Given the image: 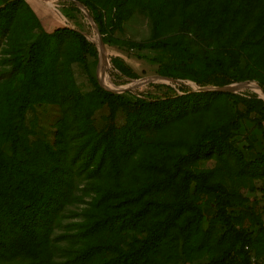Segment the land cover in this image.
Wrapping results in <instances>:
<instances>
[{"label": "rangeland", "instance_id": "1", "mask_svg": "<svg viewBox=\"0 0 264 264\" xmlns=\"http://www.w3.org/2000/svg\"><path fill=\"white\" fill-rule=\"evenodd\" d=\"M89 1L104 35L79 0H0V159L42 170L53 156L62 167L0 216V264H48L91 246V264H210L225 251L242 260L217 192L176 164L224 188L232 226L264 264V0ZM202 58L222 69L207 72ZM89 135L109 138L115 154L102 143L87 162Z\"/></svg>", "mask_w": 264, "mask_h": 264}, {"label": "trees", "instance_id": "2", "mask_svg": "<svg viewBox=\"0 0 264 264\" xmlns=\"http://www.w3.org/2000/svg\"><path fill=\"white\" fill-rule=\"evenodd\" d=\"M192 0H182V6L186 7L191 3ZM90 12L94 23L97 25L100 34H105V24L104 17L101 10L89 0H79ZM68 33L75 38L80 50L88 51L89 46L91 45L86 38L80 34L79 32L68 29ZM56 38V36H53ZM142 45H139L141 47ZM153 47L165 48L167 44L165 43H156ZM32 55L31 61L33 66H36L40 62L39 55L36 52V44L33 43L32 46ZM201 63L207 70V72L214 73L216 70L222 69V60L214 59L213 61H209L208 59L202 58ZM197 83H200L199 80H196ZM245 83V82H243ZM102 91L101 89H99ZM103 92V91H102ZM215 94L223 95L228 94L223 91H212ZM195 92H190L188 95H192ZM172 112H164L161 116V119L167 120L170 116L172 117ZM158 120H155V125ZM151 125V122L146 120L143 121L139 126L140 129L143 127L148 128ZM60 141L63 142L60 137ZM110 141L109 138H102L100 136L89 135L85 140L82 141V144L79 147V152L84 151L87 156V162H92L94 157L96 156V151L101 147L102 143H105V147L107 151L114 155L116 152L115 146ZM55 153L51 150L50 154L53 155ZM106 151L102 152V160H98L96 168L92 171L93 174L98 175L102 163L104 162V155ZM175 169L181 173L182 179L185 178H193L196 179L199 187L203 189H212L217 192L218 196L221 199V204L218 209L219 215L223 219V222L228 227V229L232 232V235L235 238L236 242H240V248L244 251V258L239 261L230 260L228 258V252H223L222 255L218 256L214 260L211 261L210 264H253L251 261V256L249 255L247 249V244L250 243V239L246 236L245 233L236 230L231 222L230 218L227 215L223 201L224 198L222 193L224 192V188L220 187L217 184H207L205 176L201 173L196 174L189 170H185L181 168L178 164L175 165ZM62 170L61 164L58 160H53V156L49 158L48 165L42 169L32 168L25 159H11V158H2L0 159V216H10V214L14 213V210L17 206H13L11 201L14 197L18 196L20 193L31 194V196L35 197L36 195H40L43 192L44 185L46 187V182L52 183L60 174ZM43 185H42V183ZM58 203V205H56ZM60 200H56L51 202L49 209L51 212L55 211L59 207ZM2 213V214H1ZM53 214H50V218L52 219ZM5 244L0 240V253L4 250ZM99 247L91 246L85 249H80L75 252L71 256H67L65 260L62 261H54L51 262L50 259L47 260L48 264H91L92 259L96 255V251ZM255 264V263H254Z\"/></svg>", "mask_w": 264, "mask_h": 264}, {"label": "built area", "instance_id": "3", "mask_svg": "<svg viewBox=\"0 0 264 264\" xmlns=\"http://www.w3.org/2000/svg\"><path fill=\"white\" fill-rule=\"evenodd\" d=\"M251 261H252L253 264L255 263V262H254V258H251Z\"/></svg>", "mask_w": 264, "mask_h": 264}, {"label": "bare ground", "instance_id": "4", "mask_svg": "<svg viewBox=\"0 0 264 264\" xmlns=\"http://www.w3.org/2000/svg\"><path fill=\"white\" fill-rule=\"evenodd\" d=\"M100 45H101V43H100ZM102 46V45H101ZM101 50H102V48H101Z\"/></svg>", "mask_w": 264, "mask_h": 264}]
</instances>
